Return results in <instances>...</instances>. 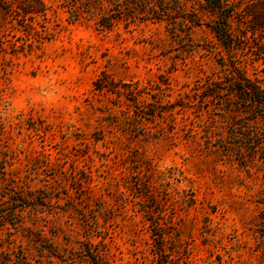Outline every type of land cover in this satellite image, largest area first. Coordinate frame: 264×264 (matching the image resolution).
<instances>
[{"label":"rangeland","instance_id":"374dc122","mask_svg":"<svg viewBox=\"0 0 264 264\" xmlns=\"http://www.w3.org/2000/svg\"><path fill=\"white\" fill-rule=\"evenodd\" d=\"M7 1L0 264H90L87 240L104 264H264V161L239 153L248 130L207 94L225 71L200 3L203 24L174 30ZM247 70L264 84L261 60Z\"/></svg>","mask_w":264,"mask_h":264},{"label":"trees","instance_id":"16d2710c","mask_svg":"<svg viewBox=\"0 0 264 264\" xmlns=\"http://www.w3.org/2000/svg\"><path fill=\"white\" fill-rule=\"evenodd\" d=\"M27 12H45V0H15ZM200 7L209 13L211 19L206 23L211 28L221 50L219 62L225 75L218 80L207 82L209 96L215 110L220 115L242 123L248 133L241 137L238 150L243 154L246 149L249 156L259 154L264 161V84L261 79L248 74L247 66L261 60L264 64V0H197ZM8 4L7 0H0ZM62 4L70 13L72 20L90 18L97 20L103 28H111L114 23L126 19L165 21L174 30L202 25L204 15L187 0H63ZM8 10L10 4H8ZM203 12V11H202ZM26 18H23L25 21ZM244 122V123H243ZM226 149L227 145H220ZM2 188V186H0ZM12 193L13 192V189ZM7 194L12 202L16 198ZM5 203L8 198L0 199ZM17 214L10 211V215ZM164 242L165 235L160 234ZM164 249L160 247V252ZM83 255L90 264H104L102 250L90 240L85 242ZM29 264L26 256L19 254L13 264Z\"/></svg>","mask_w":264,"mask_h":264}]
</instances>
